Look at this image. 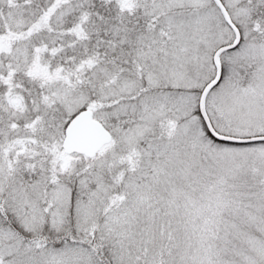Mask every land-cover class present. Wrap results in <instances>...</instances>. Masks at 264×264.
Instances as JSON below:
<instances>
[{"label":"snow or ice","instance_id":"1","mask_svg":"<svg viewBox=\"0 0 264 264\" xmlns=\"http://www.w3.org/2000/svg\"><path fill=\"white\" fill-rule=\"evenodd\" d=\"M0 264H264V0H0Z\"/></svg>","mask_w":264,"mask_h":264}]
</instances>
